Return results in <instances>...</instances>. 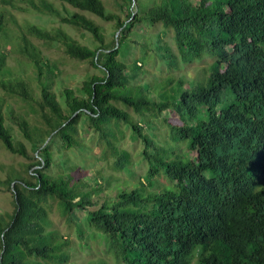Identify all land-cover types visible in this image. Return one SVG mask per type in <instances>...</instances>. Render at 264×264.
<instances>
[{"label": "trees", "instance_id": "1", "mask_svg": "<svg viewBox=\"0 0 264 264\" xmlns=\"http://www.w3.org/2000/svg\"><path fill=\"white\" fill-rule=\"evenodd\" d=\"M122 1L125 21L102 0H28L97 44H83L62 28L29 26L37 39L60 44L68 56L100 71L77 89L58 91L53 67L26 36L22 50L39 86L8 67L4 8L13 0H0V89L28 103L43 121L32 127L5 111L0 99V142L28 157L27 141L38 154L3 182L14 211L0 213V264H67L69 242L51 230L54 206L68 223L76 210L87 212L85 225L105 236L114 264H264V0ZM56 2L77 11L62 16ZM82 12L117 20L119 40L106 44L104 29ZM137 23L174 31L178 56L158 46L170 70L209 58L208 74L169 77L160 86L132 83L143 74L138 61L130 67L126 59ZM148 115L163 117L168 145L144 130ZM121 125L143 144L148 170L139 187L94 202L100 190H84L72 174L52 171L51 146L60 139L64 148L84 149L82 126L99 135L118 169L130 171V154L116 143Z\"/></svg>", "mask_w": 264, "mask_h": 264}, {"label": "rangeland", "instance_id": "2", "mask_svg": "<svg viewBox=\"0 0 264 264\" xmlns=\"http://www.w3.org/2000/svg\"><path fill=\"white\" fill-rule=\"evenodd\" d=\"M112 13L118 15L121 21L127 20V14L123 11L122 0H102ZM39 2V0H35ZM56 8L66 16L67 12H75L76 9L69 5L56 2ZM7 14L6 36L3 38V50L7 54L8 67L15 71L22 72L30 81L34 88L39 86L35 78V68L30 58L22 50L25 46L23 37L35 44L41 51L43 58L49 62L54 69L53 82L54 89L62 90L64 88L77 89L89 74H100L90 62L80 61L68 56L64 48L56 43L37 39L29 33V26L36 25L42 29L52 31L62 28L70 33L75 39L83 44L97 45L89 33L83 30L63 24L60 17L39 13L28 0H13L12 5L4 8ZM134 10V9H133ZM135 11V10H134ZM104 29L106 44L113 43L114 39L119 40L117 30V20L106 22L92 14L85 13ZM130 21V20H129ZM133 34L130 36L132 42L127 51V62L130 67L138 61L143 69L137 80L132 83H149L152 85H163L169 77L185 78L195 80L205 77L211 59L206 58L189 66H182L181 70H170L167 64L161 58L159 47H169L175 55L179 51L175 44L174 31L166 28L162 24L149 25L137 23L133 27ZM120 34V32H119ZM129 72L130 69L128 70ZM37 96H39L36 89ZM0 99H2L3 109L5 111L13 110L16 115L25 117L31 126H42L43 121L40 116L33 111L28 103L20 100L18 97L5 94L0 89ZM136 121H140V116L130 110ZM168 116V113H164ZM147 120L150 123L141 122L144 130L153 136L156 143L166 146L169 143V129L162 118H154L148 115ZM9 123V122H8ZM14 131L18 135V128L14 126ZM116 141L119 150L128 152L131 157L130 171L120 170L116 166L117 157L109 150L104 154L105 144L94 131L88 130L82 126L81 138L84 141L85 148L67 149L62 146L60 139L51 146L54 154V166L52 171L55 173L72 174L76 181L84 184V190H100L93 194L94 202H103L106 198L115 196L121 189H134L139 187L144 181V176L148 170V164L143 160L141 151L143 149L142 141L133 137L129 127L121 125L117 132ZM28 157L10 152L0 142V213H13L14 203L12 192L3 184L13 171H22L29 164L36 162L37 153L32 149L29 142L25 141ZM185 150V149H184ZM74 168V169H72ZM33 170H31V173ZM160 183L167 184L164 177L159 179ZM82 186V185H81ZM83 187V186H82ZM83 189V188H82ZM95 208H92V210ZM87 212L79 209L73 216V223H68L61 216L57 206L53 207L51 212L52 227L51 230L57 234L60 239L69 242L66 250L70 255L67 264H98L107 261L114 264V259L108 255V244L105 236L94 229L85 225Z\"/></svg>", "mask_w": 264, "mask_h": 264}]
</instances>
